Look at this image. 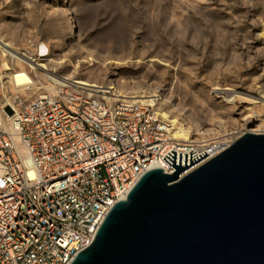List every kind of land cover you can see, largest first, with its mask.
I'll list each match as a JSON object with an SVG mask.
<instances>
[{
    "label": "rangeland",
    "instance_id": "rangeland-1",
    "mask_svg": "<svg viewBox=\"0 0 264 264\" xmlns=\"http://www.w3.org/2000/svg\"><path fill=\"white\" fill-rule=\"evenodd\" d=\"M0 37L44 45L63 76L154 98L210 145L245 133L258 109L231 96L264 105V0H0Z\"/></svg>",
    "mask_w": 264,
    "mask_h": 264
},
{
    "label": "built area",
    "instance_id": "built-area-1",
    "mask_svg": "<svg viewBox=\"0 0 264 264\" xmlns=\"http://www.w3.org/2000/svg\"><path fill=\"white\" fill-rule=\"evenodd\" d=\"M39 47L30 43L19 53L44 63L48 52ZM6 53L9 68L0 70V99L8 97L0 102V264L70 263L145 172L175 170L162 159L168 152L205 151L191 170L229 145L210 150L198 138L173 137L154 98L112 97L26 59L16 64L15 51ZM20 65L39 90L27 103L9 92L7 72Z\"/></svg>",
    "mask_w": 264,
    "mask_h": 264
},
{
    "label": "water",
    "instance_id": "water-1",
    "mask_svg": "<svg viewBox=\"0 0 264 264\" xmlns=\"http://www.w3.org/2000/svg\"><path fill=\"white\" fill-rule=\"evenodd\" d=\"M145 172L68 264H264V133Z\"/></svg>",
    "mask_w": 264,
    "mask_h": 264
},
{
    "label": "bare ground",
    "instance_id": "bare-ground-1",
    "mask_svg": "<svg viewBox=\"0 0 264 264\" xmlns=\"http://www.w3.org/2000/svg\"><path fill=\"white\" fill-rule=\"evenodd\" d=\"M30 43V42H29ZM6 50H13L15 51L16 58L18 60H14V62L16 64H19V60H21L23 57L20 55V51L21 48L19 47H15L13 45H11L9 42L4 41L1 37H0V70H7L9 68L7 62H6V58H5V54H4V49ZM39 50L41 52H44L45 50H47V48L44 45H40ZM31 58V57H30ZM26 59V58H23ZM28 60V62L31 64V66H33L34 68H46V65L44 63H34L32 62V60L30 59H26ZM21 66V65H20ZM36 76V75H35ZM7 77H8V83L10 84V96L12 97H20V96H25L28 92L26 91L27 89H33L36 88V80L34 79V77L30 74V72H28V70H26L24 67L21 66L20 70L17 72H7ZM78 84L82 85V86H87L88 88H94V89H101L104 90V92H110L113 96L112 97H117V96H123V97H134V96H128L125 93L120 92L118 89H116L115 86H109V87H104L98 83L95 82H87L84 80H76ZM227 95H232L234 93V91H224ZM143 97V96H142ZM8 97H6L5 95L1 96L0 102L2 104H4L6 102ZM256 96L252 97H246V96H231V102L234 103V105H237V103H242V102H247V103H252L254 100V106L258 109L254 110V112L246 115L242 120H243V127L245 128L246 132H250V133H264V119L263 117V113H264V105H255L256 101H257ZM162 117L167 120L169 122V124L173 127L172 130V136L178 139H188L191 136V132H192V127L191 125H186L185 123H183L182 121H180L179 118L173 117L171 118L169 113H167V111H162L161 112ZM251 118L250 122H255L257 121V123L254 126H246V121L247 119ZM195 130L197 131L198 129L195 128ZM205 140H201V142H204ZM206 142V141H205ZM217 144L215 145H208L207 149L210 150H215L217 149Z\"/></svg>",
    "mask_w": 264,
    "mask_h": 264
}]
</instances>
